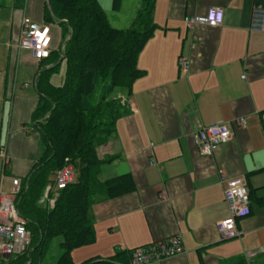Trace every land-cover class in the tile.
<instances>
[{"label": "crops", "instance_id": "1", "mask_svg": "<svg viewBox=\"0 0 264 264\" xmlns=\"http://www.w3.org/2000/svg\"><path fill=\"white\" fill-rule=\"evenodd\" d=\"M45 3L0 0L4 193L10 178H24L43 150L34 120L40 101L36 79L50 63L34 59L18 41L23 17L45 22ZM256 5L264 7V0L155 1L156 28L136 59L142 74L130 94L116 89L117 95L126 94L123 113L97 148L99 158L111 159L101 165L100 181L129 174L134 188L94 198V241L71 250L73 264L109 260L117 253L120 257L108 264H125L130 250L171 236H179L184 251L154 264H264V32L249 30ZM211 7L222 9L220 25L185 27L186 15H203ZM49 25L56 51L62 27ZM180 57L189 61L188 69L179 67ZM64 74L61 62L49 84L61 86ZM239 116L246 119L244 127H233L232 137L213 155H198L194 133L200 127ZM233 177L245 179L249 212L237 221L239 237L221 239L217 222L228 215L223 179Z\"/></svg>", "mask_w": 264, "mask_h": 264}, {"label": "trees", "instance_id": "2", "mask_svg": "<svg viewBox=\"0 0 264 264\" xmlns=\"http://www.w3.org/2000/svg\"><path fill=\"white\" fill-rule=\"evenodd\" d=\"M156 0H141L131 24L122 29L110 25L97 0H48L44 21L62 27L61 46L44 58L50 65L36 79L40 101L34 115L43 144L37 162L20 180L14 203L30 234L26 251L0 258V264H40L51 239L59 237L61 254L55 264H73L72 249L94 241L91 206L97 195L115 197L134 188L129 174L100 181L97 148L105 143L123 113L124 103L111 97L117 88L130 94L142 74L136 59L156 25L152 9ZM121 0H112L118 10ZM65 65L61 86L49 84L50 74ZM66 163L74 169L72 183L58 191L49 209L39 200L52 175ZM112 259H89L80 264H108ZM125 257H129L125 255ZM128 261V260H126Z\"/></svg>", "mask_w": 264, "mask_h": 264}, {"label": "built area", "instance_id": "3", "mask_svg": "<svg viewBox=\"0 0 264 264\" xmlns=\"http://www.w3.org/2000/svg\"><path fill=\"white\" fill-rule=\"evenodd\" d=\"M222 9L211 7L206 14L186 15L183 18L185 27L193 29L196 25L218 26L222 22ZM249 30L264 32V7L256 5L251 11ZM51 28L44 22H35L23 17L20 24L18 46L30 50L36 60L47 58L52 50ZM181 69H188L189 61L183 57L178 59ZM244 78V75H242ZM243 116L234 117L230 121H220L200 127L194 133V142L199 156H211L216 149L226 143L233 135V127H244ZM27 130L26 127H23ZM3 162L6 160L4 149L0 150ZM74 169L66 163L55 171L39 200L41 205L51 209L57 199L58 191L74 181ZM20 180L10 178L9 192L0 189V258L16 256L26 251L30 244V234L25 221L19 216L14 199L20 191ZM223 195L228 215L217 222L221 239L239 237L238 219L249 212V191L243 177L223 179ZM183 246L179 236H171L162 240L136 247L129 251L125 264H154L182 253Z\"/></svg>", "mask_w": 264, "mask_h": 264}, {"label": "rangeland", "instance_id": "4", "mask_svg": "<svg viewBox=\"0 0 264 264\" xmlns=\"http://www.w3.org/2000/svg\"><path fill=\"white\" fill-rule=\"evenodd\" d=\"M140 1L141 0H121V6L118 10L112 9V0H106V2L105 0H100L98 3H100V6L106 13L110 25L114 28L124 29L130 25L132 16L135 15V12L140 5ZM118 93L120 92L115 89L114 92H112L111 97H116L119 101L125 102L127 92L125 96L123 95L124 97L117 95ZM104 166H102L101 169H103ZM104 172L105 170H102V175L105 174ZM58 242L59 237H54L49 241L48 246L46 247V253L43 255L40 264H55L56 259L61 254Z\"/></svg>", "mask_w": 264, "mask_h": 264}, {"label": "water", "instance_id": "5", "mask_svg": "<svg viewBox=\"0 0 264 264\" xmlns=\"http://www.w3.org/2000/svg\"><path fill=\"white\" fill-rule=\"evenodd\" d=\"M46 2H48V0H46Z\"/></svg>", "mask_w": 264, "mask_h": 264}]
</instances>
